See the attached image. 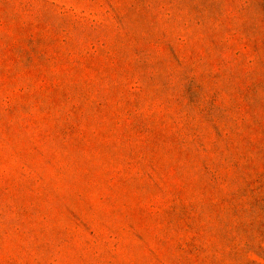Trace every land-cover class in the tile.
<instances>
[{
	"label": "rangeland",
	"instance_id": "1",
	"mask_svg": "<svg viewBox=\"0 0 264 264\" xmlns=\"http://www.w3.org/2000/svg\"><path fill=\"white\" fill-rule=\"evenodd\" d=\"M0 264H264V0H0Z\"/></svg>",
	"mask_w": 264,
	"mask_h": 264
}]
</instances>
